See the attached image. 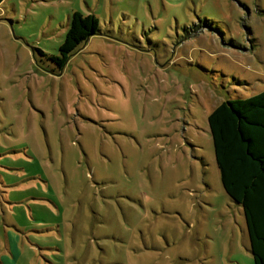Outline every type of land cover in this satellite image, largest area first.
I'll list each match as a JSON object with an SVG mask.
<instances>
[{"label": "rangeland", "instance_id": "1", "mask_svg": "<svg viewBox=\"0 0 264 264\" xmlns=\"http://www.w3.org/2000/svg\"><path fill=\"white\" fill-rule=\"evenodd\" d=\"M262 91L264 0H4L0 264H254L207 117Z\"/></svg>", "mask_w": 264, "mask_h": 264}, {"label": "trees", "instance_id": "2", "mask_svg": "<svg viewBox=\"0 0 264 264\" xmlns=\"http://www.w3.org/2000/svg\"><path fill=\"white\" fill-rule=\"evenodd\" d=\"M98 31L95 15L74 11L58 55L47 56V61L61 70ZM207 123L221 185L242 208L254 264H264V91L223 101L209 113Z\"/></svg>", "mask_w": 264, "mask_h": 264}, {"label": "crops", "instance_id": "3", "mask_svg": "<svg viewBox=\"0 0 264 264\" xmlns=\"http://www.w3.org/2000/svg\"><path fill=\"white\" fill-rule=\"evenodd\" d=\"M7 234H9V233L6 231L5 232V240H6V243H5L4 246H5V249L10 252V247H9V243H8V235Z\"/></svg>", "mask_w": 264, "mask_h": 264}]
</instances>
